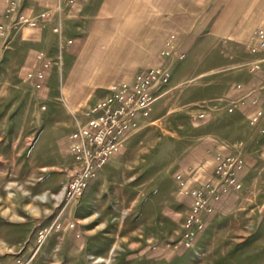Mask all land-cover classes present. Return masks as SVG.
Masks as SVG:
<instances>
[{"label": "rangeland", "instance_id": "374dc122", "mask_svg": "<svg viewBox=\"0 0 264 264\" xmlns=\"http://www.w3.org/2000/svg\"><path fill=\"white\" fill-rule=\"evenodd\" d=\"M23 1L15 0L20 12ZM208 2L211 11L199 22L205 27L181 32L186 57L149 118L96 171L75 205L60 200L73 170L68 135L114 81L94 93L70 90L56 65L35 89L25 80L36 52L31 30L8 18L0 60V264H264L260 190L248 196L242 190L233 206L232 190L223 194L192 240L182 242L192 200L175 175L182 173L188 186L204 184L217 153L237 145L244 153L250 133H240L250 111L236 122L226 107L245 92L237 84L260 81L248 71V47L264 21V0ZM8 3L0 4V20ZM49 43L50 53L43 50L57 62ZM57 216L62 228L37 244V231Z\"/></svg>", "mask_w": 264, "mask_h": 264}, {"label": "built area", "instance_id": "2783aa9c", "mask_svg": "<svg viewBox=\"0 0 264 264\" xmlns=\"http://www.w3.org/2000/svg\"><path fill=\"white\" fill-rule=\"evenodd\" d=\"M53 7L28 17L16 8L15 0H10L3 21H0V60L6 49L5 39L12 22L24 24L29 28L52 24L51 32L57 37V65L62 66V54L65 46L72 40L65 34L63 25L65 10L79 0H47ZM15 16L12 22L6 19ZM253 60L249 63L250 74L262 75L256 84L245 86L237 84V89L245 90L244 95L226 107L231 113L239 105L249 108L248 123L258 133L264 134V22L254 31L248 47ZM186 52L181 50L175 33L169 34L158 53V62L150 67L136 71L129 79L112 83L107 94L90 104L83 113L82 119L75 122L67 139V152L73 161V170L61 190L60 200L66 205L78 204L96 171L122 147L125 139L135 133L149 118L156 101L163 89L169 84L174 67L185 59ZM54 59L45 50L35 53V65L26 72L25 80L35 89L43 88ZM204 113L199 116L204 117ZM245 168L244 153L240 145L228 152L215 156L211 179L200 185L188 186L182 173L175 178L180 187L192 200L191 211L186 218V231L182 242L189 243L195 231L204 224V215L213 209V203L233 190L241 189L240 174ZM60 216L53 218L49 225L40 228L36 233L37 244H40L51 230H60ZM74 224L71 223L70 227Z\"/></svg>", "mask_w": 264, "mask_h": 264}, {"label": "crops", "instance_id": "0c3cea01", "mask_svg": "<svg viewBox=\"0 0 264 264\" xmlns=\"http://www.w3.org/2000/svg\"><path fill=\"white\" fill-rule=\"evenodd\" d=\"M4 1L0 0V4ZM23 3L26 6L21 13L28 17L53 7V3L47 0H24ZM209 5L208 0H79L63 14L65 34L72 40L65 46L61 59L66 75L65 86L74 91L94 93L107 87L112 80L129 79L136 71L155 65L169 34L175 33L179 43L181 32L205 27V23L200 26L199 22L211 11ZM29 6H34V11H30ZM55 22L57 18L43 27H28L31 30L28 34H32L29 42L35 45L36 51L46 47L50 53L46 46L50 45L49 40L52 50L57 47V37L51 32ZM56 65L54 62L50 70ZM261 77L259 75V79ZM243 95L236 93L235 96H239L236 101ZM247 110L248 106L238 105L232 121L240 122L242 113ZM235 125L238 127L239 123ZM242 131L240 136L250 134L245 138L248 143L244 149L245 168L240 174L242 187L238 191L232 190V206L242 190L245 196L253 190H260L264 198V134L247 123ZM259 219L264 222V212Z\"/></svg>", "mask_w": 264, "mask_h": 264}]
</instances>
